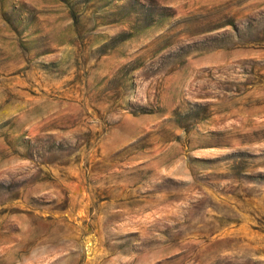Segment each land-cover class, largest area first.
Wrapping results in <instances>:
<instances>
[{
	"label": "rangeland",
	"instance_id": "obj_1",
	"mask_svg": "<svg viewBox=\"0 0 264 264\" xmlns=\"http://www.w3.org/2000/svg\"><path fill=\"white\" fill-rule=\"evenodd\" d=\"M0 264H264V0H0Z\"/></svg>",
	"mask_w": 264,
	"mask_h": 264
}]
</instances>
